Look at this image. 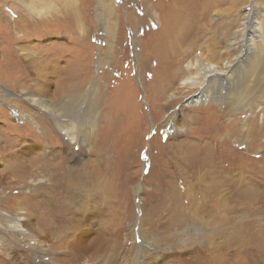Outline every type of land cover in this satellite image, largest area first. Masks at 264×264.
I'll return each mask as SVG.
<instances>
[{
    "label": "bare ground",
    "instance_id": "bare-ground-1",
    "mask_svg": "<svg viewBox=\"0 0 264 264\" xmlns=\"http://www.w3.org/2000/svg\"><path fill=\"white\" fill-rule=\"evenodd\" d=\"M0 1H4L5 3L12 1L13 4L17 6L18 12H20L16 24L13 22L14 25H12V21L10 20V22H6V25H4V28L8 29L10 34L15 32V35L11 37L7 36L10 40L8 44L9 47L6 46V56L3 54L0 60L7 66L12 67L16 73H8L2 70L1 67L0 70L3 75L11 74L12 79L14 76H16V80L21 77V82H26L22 65L25 64L27 67L29 66L31 70V72L27 71L30 85H28V83L27 87H24L22 84L17 86V89H22L18 90V92L21 91L19 97L21 99L23 98V102L29 104L28 106L26 105L27 109H20L19 111L13 108V104L16 102L14 99H4L3 102H0L9 110L14 109V115L17 120H25L27 122L26 124L30 122L39 128L40 134H42L43 137L53 132V134L57 133L61 135L71 144H77L81 132L78 135L74 134L73 126L76 120L79 119V121H82L86 126L90 125L96 128L97 114H89V118L86 120L87 117L83 116V112L86 104L89 102L90 106H92L91 109L95 111L99 103L98 98H96L97 96H91V90L94 93L96 92V90L93 91L91 88L96 86L99 89L104 77L100 76V71L98 73L96 72L98 70L94 71V68L90 69V67H87L88 56L83 55L84 57H82L78 55V58L74 57L73 50L65 46L64 50H61V53L59 51L56 54L55 49H44L40 45L29 49L21 47L15 48L13 41L15 38L20 39V41L26 39L27 34L32 32L33 25H35L36 28L38 26L43 29L48 27L47 24L60 27L57 33H61L62 36H67L68 33H71L70 35L74 39L78 38L84 41L86 38L88 39L90 28L94 29L95 27L94 22L92 26L88 24V20H92V18L89 15L88 17L80 15L78 13L80 11L75 10L76 8L73 4V0ZM107 1L108 2L105 1L101 3L103 8L102 15L107 16L109 13L110 19H118L121 27L124 24L123 18H126L128 23L130 22L129 25L135 29L136 34L140 33V28L142 26H139V23L141 20H149L151 22L157 20L158 27L156 31H151L149 34L145 35L143 40L139 38L132 39L135 47L136 45H141L143 47L140 46L142 52L138 60V66L140 68H145L149 59L153 58L155 60V75L152 76V82L146 84V98H150L151 103L156 102V107L158 108L157 100H161L160 106H162V104L168 106L171 105L173 101L177 100V95L182 96L184 91L190 93L192 90L197 89L199 93L190 96L182 110L187 107L200 105L204 107H216L220 110L232 113L236 112L237 115L234 114V117H238L240 113L247 115V119L244 122H239L238 118H236V120H231L233 123H229L228 127L225 128L226 131L224 134L216 140L218 150L216 153L217 160L220 163H224L226 161L225 147L228 148L235 143L242 144V147H245L247 151H252V149L256 151L259 150V154H262L264 157V21L263 15H260L261 10L253 4V0H250L249 4H246L247 6L244 7V9H246L251 5L253 6L252 14L249 13L251 17L247 18V15L242 18L243 23H245V28L241 31L235 30L234 32L231 31L233 23L236 20L233 19L234 15L232 17H226L225 19L224 17L218 16L224 19L220 23H218L219 21L217 22V16L213 15L214 13L218 14V12H216L218 11L217 9L227 4L229 0H156V2L142 0L143 4L147 5V8L144 10L143 19L133 15L131 16L130 13H126L125 17L123 14H120L118 18L115 9L120 8L121 5L116 4L113 0ZM122 5H126V0H123ZM8 6L7 4L5 5V7ZM159 12H161V14H159ZM222 13L226 15L227 11L224 10ZM3 19L2 14H0V21ZM103 22L105 21L103 20ZM153 23L156 24V22ZM105 24L107 23L105 22ZM37 32L40 31L38 30ZM48 32L52 33V30L50 29ZM116 32L117 30L115 29L113 30L110 28V30H108L107 35L110 38V47H108V49H100L97 58L98 69L100 70L104 65H107L106 62H109L113 67L117 66L116 60L120 54L118 38L120 37H118L119 34ZM32 36L34 35L32 34ZM35 37H37V34ZM147 39L149 41H146ZM4 40L5 39L0 36L1 47L7 43L4 42ZM100 41L104 42L101 39ZM240 44L242 50L239 53H235L234 48ZM42 48L44 50H42ZM198 48H201V50L199 57H196L194 53L196 50L198 52ZM58 53H60L61 56L58 55ZM189 58L190 60L196 58V61L192 64V70L189 68L185 69L183 66L185 60ZM62 62L66 63L65 66H62ZM228 69L230 71L226 73ZM142 70L143 69L140 71L141 74ZM108 76L110 77L109 74ZM54 80L57 84V90L53 94L50 91V86L53 84ZM16 82L15 85H18ZM87 85L90 86L88 90H86ZM127 85H130V83ZM124 88L128 87L125 86ZM123 91L124 90H117L114 95L112 94L108 103L109 107L103 113L105 118L101 116V125H103L101 128L111 130L114 125L117 124L116 120L120 119L118 117L121 115L120 105L122 106L123 102L128 103V110L130 109L133 117H135L136 114L133 110L137 106L131 108L130 103L132 100H128ZM177 91L179 92L178 94H176ZM17 101L20 103L19 100ZM256 113H258V115ZM232 116L230 117L232 118ZM2 117L3 116L0 114V118ZM103 118L105 123L103 122ZM237 125L242 126V128L239 127L240 129H237ZM12 126V134L15 135V138L11 139L12 144H10L11 146L8 150L3 144L4 138L8 139L9 129L3 131L5 135L2 134V137H0V161L7 163L5 169L0 172V181H7L6 185L10 186L13 184L18 187L19 190H23V188L26 187L38 186L37 189L33 188L28 192L26 190L25 192L22 191L23 198L27 197L26 201L30 200V202H33L34 207H24L22 206L23 202H18L17 208L13 211L9 213L0 212V249L5 250L6 257L10 260L14 259L15 263L25 264L21 259H23V253L27 251V258L30 259V263L32 264H51V262H53V264H59V260H57L59 257L55 262V257H53L54 252L65 253L67 255L81 252L82 258L80 259L77 257V264H233L232 258L230 259L229 257L223 256L222 251H226V247L232 250V245L235 243L232 237L239 234L236 233V230L238 229L240 231L244 228L243 226L246 225L255 228L264 227V221H258L257 218H250V216L246 214L240 216L234 215L236 220L233 222L230 220L231 216H229L227 212L232 211L234 207L229 205L227 207L224 205L219 206V204L215 203L220 202L221 198H224V195L231 191L229 188L227 189V185L222 183L221 185L217 184V186L213 188L214 201L212 203L210 202L211 204L217 205L216 207L214 205L215 210L218 211L219 208L217 215L215 216V214H212L213 206L211 207L210 213L206 210L203 211L202 209L201 211V209H198L202 207L200 205L204 202V200L202 202V200H200L201 198L198 196V186L196 188V184L199 183V176H201L198 175L196 183H192L185 178L183 179L187 185L189 184L188 189L192 191L187 193V199L196 195L194 201L197 203L196 206H192V210H186V220L184 217L185 214H183L184 212L181 211L184 207L181 208L180 205L177 206L178 204L174 199L166 198V202H159L158 205L154 207V212L153 209L148 212L145 211V213L144 209L141 210V212H143L141 218H132L134 227L138 226L139 230L136 231L133 228L132 231H128L127 228L124 227L126 219H122L123 209H121V207L120 210H117L118 208L116 209L114 220H112V216L110 217L111 219H102L107 209H113L112 205L116 199L115 197L118 196V191L116 192L117 188L112 186L110 182H107L104 176L102 178L100 174H90L89 179H93L96 185L88 189V186H82L79 182V180H88V178H84L86 174H83L87 167L78 166L79 169L77 168L76 170L61 167L59 166L60 162L50 167L46 166L49 161L56 163L55 158L57 155L50 152V156H52L51 160L45 161L47 157L40 155L42 152L45 154L47 151L42 149L39 151L36 144L31 145L30 151L26 152V154L33 155L31 158H19L17 154L20 150L17 151L16 148L22 135L18 133L20 127L19 129L14 127L17 126L16 123ZM95 128L91 135L95 133ZM171 129L173 130V128ZM171 134H178V129L174 128V132ZM95 137L96 135L91 139L92 142L95 140ZM40 140H43V138L41 137L39 141ZM218 140H221V142L219 143ZM191 147L192 146L189 147L187 155L188 161H190L193 165L192 167H194L192 170V177L196 178V171L200 172V174H204V172L201 173L203 169L202 166H206L208 161L206 158L198 159L197 154L194 155V152L198 151L197 146L194 150H192ZM14 149L16 150L14 151ZM208 149L209 147L206 146L208 153L206 156L210 155ZM8 156H11L9 160H7ZM185 161L186 163L188 162L184 158V162ZM176 164L177 163H174L175 166ZM246 166L249 165H245V167ZM177 167H179L178 164ZM261 167L262 171H259L260 175H257L255 171L251 169L247 170L250 172L249 177H254V179H252L254 183L249 184L247 188H245L246 190H243V192L238 195L239 199L236 200L235 206L238 205L240 207V203L243 201L246 204L251 196L256 201V205L263 204L264 192L263 190H259V184L264 185V165ZM223 174L227 175V173ZM17 175H19V177ZM20 175L22 176L20 177ZM213 176L214 179L217 177L215 172ZM54 182H58L60 186L63 187L59 189L65 191L66 206L77 209L78 215L81 214L82 216V218L80 217L81 219L75 222L76 224L73 225V229L70 227L69 230H71V232L67 236L69 239L65 238L63 242L61 241L62 236L59 235V233H56V236H51L46 232V228L51 221L47 225L46 220L48 219L44 216V213H46L48 217L50 216L49 207L44 206L46 208L44 209L45 212H43V210H41L43 206L39 207L37 205L40 200L44 204L54 197L51 192V190H53L51 187L55 184ZM100 183L101 186H98ZM230 183L236 186L238 184L234 181ZM255 186H257V188ZM171 188L174 191L168 193L176 196V188L170 187V189ZM188 189L187 192L189 191ZM106 190L109 193H107ZM90 191H98L99 198L92 193V199L94 198L93 195H95V200H92ZM204 192L206 194L208 193V191ZM231 192L234 193L233 191ZM140 194L141 189L137 188L135 190L136 198H138ZM235 194L236 193H234V195ZM202 196L204 197L205 194ZM28 197H30V199ZM61 197L63 198V196ZM6 198L4 192H0V200L4 201ZM178 198L180 200L179 196ZM37 200L39 201L35 202ZM90 200L94 202L92 205L94 208L93 210L92 208L91 210L88 209L91 202ZM158 201H160V199H158ZM53 203L54 201L52 204ZM97 204H99L98 207ZM261 208L263 209V207L254 208V211H258V209ZM32 210L35 211V215L32 214ZM37 213L39 215H37ZM68 216L70 215L68 214ZM33 217L37 219L36 224ZM119 217L122 219V222ZM59 218L61 217L59 216ZM146 218L152 227H143ZM251 219L252 223L257 225L248 223ZM74 221H76V219ZM111 225L114 232H108L106 236H103L105 232L107 233ZM90 226H92V237L88 240L87 238H89V236L86 234V230L89 229L88 227ZM94 229L100 232L96 234ZM234 229L236 230L234 231ZM60 230H62V228ZM64 231H66V229H64ZM67 232L68 230L65 233ZM108 235L111 239H109ZM137 240H139V243ZM128 242H131L130 247H127ZM239 242H241L243 246H248L242 239H240ZM251 248L253 247H250V251ZM247 251L249 252V248ZM253 252H258V254L261 253L260 250L257 249L253 250ZM47 254L51 256V260L50 256H47ZM237 264L241 263L237 261Z\"/></svg>",
    "mask_w": 264,
    "mask_h": 264
},
{
    "label": "rangeland",
    "instance_id": "rangeland-1",
    "mask_svg": "<svg viewBox=\"0 0 264 264\" xmlns=\"http://www.w3.org/2000/svg\"><path fill=\"white\" fill-rule=\"evenodd\" d=\"M105 1L108 2L107 0H102V2L101 0H73V4L75 5L76 8L74 9L79 10L80 12L78 13L80 15H83L85 17H88L89 15L92 18V20H88V24L92 26V23L94 22L95 27L94 29L90 28V34L88 36V39L86 38L87 40L85 39L84 41H82L81 39L78 38L74 39L70 35L71 33L70 34L68 33L67 36H62L61 33L60 34L57 33L58 28L60 27H55L51 24H47L48 27H45L43 29L42 27H38V26L37 29L35 25H33V30L32 32L27 34L26 39L20 41V39L15 38V40L13 41L15 48L21 47L24 49L25 48L29 49L40 45L44 49H51V48L55 49L57 54V52L59 51L61 53V50H64V46H65L73 50L74 54L73 53L72 54L75 55L74 57L78 58V55H81L82 57H84L83 55L88 56L89 59H87L88 60L87 67L88 68L90 67V69L94 68L93 69L94 71L98 70L96 71L98 73L100 71V76L104 77L101 81L102 85L99 86V89L96 86L91 88L93 89V91L96 90L95 93L92 92V90L90 89L91 96L94 97L97 96L96 98H98L99 104L96 106L95 111L94 109H91L92 106H90V102H89L86 104L83 112V116L87 117L86 120H88L89 114H93V113L94 115L97 114L96 128L94 127L96 130L95 133L93 134L94 136L96 135L95 140L93 142L91 141V139L94 137L93 135H91V133L94 131V128L90 125L86 126L85 124H83L82 121H79V119L76 120L77 122L75 121L73 126L74 134L78 135L81 132V136L79 137V142L77 144H71L70 142L66 141L61 135L57 133L53 134V132H51L49 135L44 136L46 137L44 138L43 135L40 134L41 133L40 129L37 128L34 124L30 122L26 124L27 122L25 120L22 121L17 120L14 115V109L9 110L6 106H3L4 104L2 102L4 99H14L16 102L15 104H13V108L18 109L19 111L20 109L22 110L24 108L27 109L26 107L29 104L27 102H23L22 101L23 98L21 99L19 97V95H21V91L18 92L20 88L17 89V86L22 84L24 87H27V84L29 83V77L27 71L31 72V70L29 66L27 67L25 64H23L22 68L25 74L26 82L25 81L21 82L20 80L21 77H19L18 80H16L17 79L16 76H14L15 78L14 80V78L13 79L11 78V74H15L16 73L15 70L12 69V67L7 66L2 61H0L1 69L8 73H11V74L7 73L10 76L3 75V73L0 70V77H2L0 78V101H2L0 102V114L1 116H3L2 118H0V132H1L0 137H2V134H4L3 131H7L9 129L8 139L4 138L3 145L6 146L7 150L8 148H10L11 146L10 144H12L11 139L15 138V135L12 134L13 128L11 127H13L12 125H15L16 123L17 126L14 127H17L18 129L20 127L18 133L22 135L17 148L15 147L17 151L20 150L17 154L19 158H26V159L29 157L31 158L33 155L26 154V152L30 151L31 145L36 144V146L39 148V151L41 149L47 151L45 154L42 152L40 155L47 157L45 161L51 160L52 156H50V152H53L54 155H57V157L55 158L56 163H52L49 161L46 165L45 162L44 164L46 166L50 167L60 162L59 166L76 169V170L78 166L87 167V169L85 170L86 173L84 171L83 174H86L84 178L86 179L88 178V180H82V181L79 180V182L82 186L85 187L88 186L87 187L88 189H91L93 185L94 186L96 185L93 179H89L90 174L93 173L100 174L102 178L104 176V179H106L107 182H110L112 186L117 188L116 192L118 191V196L115 197L116 199L114 201V204L112 205L113 209H109V210L107 209L102 219L112 218V220H114L116 216V209L118 208L117 210H120L121 207V209H123L122 219L123 218L126 219L124 227H126L128 231H132L133 228L136 231L139 230L138 226L134 227L132 218L134 217L138 219L141 218V216H143V212H141V210L144 209V213H145V211L148 212L153 209L154 212L155 211L154 207H156L159 202H166L167 201L166 198H172L175 200V202H177L178 204L177 206L180 205L181 208L184 207L182 208L181 211L184 212L183 214H185L184 217L186 220L187 219L186 217L187 215L185 213L187 212L186 210L188 209L192 210V208L196 206L197 203L194 201L195 199L194 197L196 195L195 196L193 195L192 198L187 199V193H190L192 191L188 189L189 184L187 185V183L183 179L185 178L192 183H196L197 182L196 179L198 175L201 176H199V183L196 184V188L198 186L197 192L199 191L198 196L199 198H201L200 200H202V202L204 200L203 204L200 205L202 207L198 209H201V211L203 209V211L206 210L208 213H210L211 207L213 206L212 214H215V216L217 215V213L219 212V208L217 211L214 209L217 205L211 204L214 201L213 188L216 187L217 184L221 185L222 183L224 185H227V189L229 188L231 191L237 194L234 195V193L230 191L229 193H226V195H224V198L223 197L221 198L220 202H215L219 204V206L224 205L225 207H227L229 205L234 207L232 211L227 212L228 215L231 216L230 220H232V222L236 220L234 215L240 216L244 214L250 216V218H257L258 221L259 220L264 221V205H263L264 202L261 205H256V201L251 196L250 200L247 199L248 202H246V204L243 201L242 203H240V207L238 205L235 206L236 200L239 199L238 195L241 194L243 190H246L245 188H247L249 184L254 183V181L252 180L254 179V177H249L250 172L247 170L251 169L255 171L257 175H260L259 171L260 172L262 171L261 166L264 165L263 155L259 154L260 153L259 150L256 151L252 149V151H247L245 147H242V144H238V143L232 144L228 148L225 147L226 161L224 163H220L217 160V154H216L218 151L216 140L219 139V137H221V135L224 134V132L226 131L225 128L228 127V124L231 122L233 123V121L231 120L234 119L236 120V118H238L239 122L240 121L244 122L247 119L246 117L247 115L240 113L238 117H234V114L237 115L236 112L232 113V112H227L225 110H220L219 108L216 107H204L200 105L187 107L184 110H182L185 103L187 102V99L190 96L199 93L197 89L192 90V92L190 93L184 91V94L182 96L177 95V100L173 101L171 105L168 106H165L164 104L160 106L161 100L160 101L157 100L158 103V108H157L156 102L151 103L150 98L149 99L146 98V92H147L146 84L152 82V76L155 75V69H156V64L154 63L155 60L153 58L149 59L147 61L145 68H140L138 66V60L140 58V55H142L141 52L142 46L136 45L135 47L132 41V39L134 38L136 39L139 38L140 40H143L145 35L149 34L151 31H156L158 27L157 20H153V22H156V24L149 20L146 21L141 20L139 23V26H142L140 28V33L136 34L135 29H133L129 25L130 22L128 23L126 18H123L124 24L121 27V24H119L118 19L116 20L110 19L109 13L107 14V16L102 15L103 8L101 3ZM113 1L116 4L121 5L120 8L115 9L118 18L120 14H123L125 17L126 13H130L131 16L133 15L136 16L137 18L143 19L144 10L147 8L146 7L147 5H144L142 0H126L125 6L122 5L123 0H113ZM150 1L156 2V0H150ZM2 2L0 1V14H2L4 19L0 21V34H1L0 36H2V38L5 39L4 42L7 43L4 44V46L2 47L0 46V60L3 57V54L6 56V50H7L6 46L9 47L8 44L10 40L7 36L11 37L15 35V32L10 34L8 29L4 28V25H6V22H10V20L12 21V25L16 24L17 23L16 21L18 20V15L20 13L18 12L19 10L17 9V6L13 4L12 1L6 3L4 1ZM249 2L250 0H229L227 4H224L222 7L217 9L218 11L216 12H218V14L214 13L213 15H216L217 17L218 16L224 17V19L226 17H232L234 15L233 19L236 20L234 22L235 24L233 23L231 31L232 32H234L235 30L241 31L242 29L245 28V23H243L242 18L247 15H248L247 18L251 17L249 15H251L253 12L252 5L244 9V7L249 4ZM6 4L12 8H10L9 6L5 7ZM253 4H255L256 7L259 8V10H261L260 15H263V21H264V0H253ZM224 10L227 11L226 15L222 13V11ZM159 14H161V12H159ZM217 17L216 19L217 22L219 21L218 23L224 20L222 18L219 17L217 18ZM103 20L107 24H105ZM110 28L113 30L114 29L117 30L116 33H118L119 34L118 37H120L118 38L119 40L118 48L120 49V54L118 56L119 59L117 58L116 60L117 66L113 67L112 65H110L109 62H106L107 65H104V67L100 70L98 69L97 58L99 56L100 49L103 50V49H108V47H110V42H109L110 38L107 35L108 30H110ZM50 29L52 30V33L48 32L50 31ZM38 30L40 32H37ZM32 34L34 36H32ZM36 34L37 37H35ZM100 39L103 40L104 42H101ZM148 39L146 41H149ZM16 44L19 45L17 46ZM240 46L241 44L234 48L235 53H239L242 50ZM43 48L42 50H44ZM200 50L201 48L200 49L198 48V52L196 50V52L194 53L196 57H199ZM60 53H58V55L61 56ZM187 60H185L183 66L185 69L189 68L190 70H192L193 69L192 64L196 61V58L191 60L189 58ZM62 63H63L62 66H65L66 63L65 62ZM141 69H143L142 74L140 73ZM229 71L230 70L228 69L226 73ZM108 74L110 75V77L108 76ZM106 76H108L109 78ZM15 82L18 85H15ZM129 83L130 85H127ZM28 85H30V83ZM125 86H127L128 88H124ZM89 87L90 86L87 85L86 90H88ZM56 90H57V84L56 81L54 80L53 84L50 86V91L51 93L54 94ZM117 90H124L123 92L127 96V99L132 100V102L130 103L131 108H135L137 106L133 110L136 115L135 117H133L132 113L130 112V109L128 110L129 107L128 103L125 102L126 103L125 104L123 102L122 106L120 105L121 115H119L118 117L120 119L116 120L117 124L114 125V127L111 130H107L101 128V126H103L101 125V116L104 117L103 113L109 107L108 103L112 97V94L114 95ZM178 93L179 92L177 91L176 94ZM17 100H19L20 103ZM256 114L258 115V113ZM230 116H232V118ZM104 118H103V122H104ZM239 127L242 128V126H238L237 129H240ZM171 128H173V130ZM174 128L178 129V134L176 135L171 134L174 132ZM41 137L43 138V140L39 141ZM218 141L219 143L221 142V140ZM188 146L189 147L192 146L191 147L192 150L196 149L197 146L198 151L194 152V155L197 154L198 159L206 158L208 161V164L206 166L205 165L202 166L203 169L201 170V173L204 172V174H200V172L196 171L195 173L196 178L192 177L193 174L192 170L194 169V167H192L193 165L190 163V161H188V155H187L189 150ZM206 146L209 147L208 150L210 151V155L208 156H206V154H208L206 150ZM16 149H14V151ZM10 157L8 156L7 160H9ZM184 158L185 160L188 161L187 163L186 161L184 162ZM174 163H177L180 169L179 167H177V164L175 166ZM6 164L7 163H3V161H0V172L5 169ZM245 165H249V166L245 167ZM214 172L217 176L215 179L213 176ZM223 173H227V175ZM17 176L19 177V175ZM21 176L22 175H20V177ZM231 181L238 183L237 186L233 185V183L231 184L230 183ZM6 183L7 181H2V182L0 181V192H4L5 196L7 197L6 200H4L5 202L3 200H0V212L9 213L13 211L14 209L17 208L18 202H23L22 206L24 207L27 206L28 208L34 207L33 202H30V200L26 201L27 197L23 198L22 191L25 192L26 190L28 192L33 188L37 189L38 186L36 187L31 186L32 188L26 187L23 188V190L21 189L19 190L18 187H16L15 185L12 184L9 186L6 185ZM99 185L101 186V183L98 184V186ZM170 187L176 188L175 191V193H177V195L175 194L176 196H174L173 194L172 195L169 194L174 191L172 190V188L170 189ZM255 187L257 188V186ZM51 188L53 189L51 190V192L54 197L47 203H44L46 205L42 203L39 197L40 202L37 203V205L39 207L43 206L41 209L43 210V212H45L44 209L46 208L44 206L49 207L48 208L50 210L49 217L51 218H49L48 215L44 213V216L48 219L46 220L47 225L51 221L48 227L46 228L47 229L46 232H48V234H50L51 236H56L59 233V235L62 236L61 241L63 242L65 238L69 239V237L67 236L71 232V230H69L70 227L73 229V225L76 224L75 222L81 219L82 216L81 214L78 215L77 209L66 206L65 203L66 201L64 196L65 191L63 190L61 191V189H59L63 187L60 186L58 182H56ZM137 188L141 189V194L138 196V198H136L135 196V190ZM187 189L189 190L188 192ZM203 190L208 191V193L206 194ZM259 190H263L264 192V185L259 184ZM90 192H91L90 193L91 199H92V195H91L92 193H94L97 196L99 194L98 191L95 192L90 191ZM107 193L109 192L107 191ZM204 194L205 196L203 197L202 195ZM95 195H93L94 198L92 200H95ZM61 196H63V198ZM178 196L180 197V200ZM206 196L209 197L207 198ZM28 198L30 199V197ZM158 199H160V201H158ZM39 200L35 202H38ZM92 200H90L91 202L88 207V209L90 210L91 208L92 210L94 209L92 206L94 202H92ZM53 201L56 204L54 203L52 204ZM98 205L99 204H97V207ZM257 207H263V209L261 208L258 209V211L257 210L254 211V208ZM32 214L35 215V211L32 210ZM68 214L70 216H68ZM37 215L39 214L37 213ZM58 215L61 218H59ZM75 219L76 221H74ZM33 220L36 224L37 219L33 217ZM144 223L145 224H143V227L145 228L152 227L147 221V218L145 219ZM248 223L252 225H257L252 223V219ZM243 227L244 228H242V230L240 231L237 228H236L237 230L234 229V231L236 230V233L239 234H237V236L232 237V239L235 242L234 245H232V250H230L229 247H226L225 249L226 251L224 250L222 251L223 256L229 257L230 259L232 258L233 264H237V261L240 262L241 264H264V227L255 228L250 225H246ZM61 228L62 230H60ZM88 228L89 229L86 230V234L89 236V238L87 239L90 240L91 239L90 237H92L91 236L92 226ZM110 228L107 231V233L104 231L105 233L103 234V236L104 235L106 236L108 232H114L112 230V225ZM64 229H66V231L68 230V232L65 233L66 231H64ZM94 232L98 234L100 231L99 230L95 231L94 229ZM108 237L109 239H111L109 235ZM240 239L245 241L248 244V246H243L241 242H239ZM137 242L139 243V240H137ZM130 245L131 242H128L127 247H130ZM250 247H253L251 248V251H250ZM248 248H249V252L247 251ZM255 249L260 250L261 253L258 254V252L257 253L253 252V250ZM26 252L23 253L22 256L23 259L21 260L25 264H32L30 263V259L27 258ZM10 253H14V252H10ZM53 255H54L53 257H55V262L56 259L59 257L57 259L59 260L58 261L59 264L60 263L77 264L78 258L80 259L82 258L81 252H76L69 255L60 252L58 253L54 252ZM47 256L50 255L47 254ZM50 260H51V256H50ZM0 264H18V263H15L14 259L10 260L9 258H7L6 251L0 249ZM51 264H53V262H51Z\"/></svg>",
    "mask_w": 264,
    "mask_h": 264
}]
</instances>
